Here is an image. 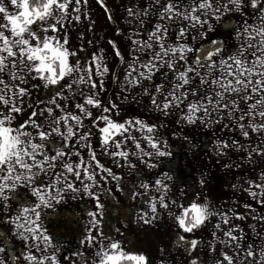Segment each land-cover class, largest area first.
<instances>
[{
  "label": "snow or ice",
  "instance_id": "snow-or-ice-1",
  "mask_svg": "<svg viewBox=\"0 0 264 264\" xmlns=\"http://www.w3.org/2000/svg\"><path fill=\"white\" fill-rule=\"evenodd\" d=\"M98 2L103 6V0ZM81 5L87 6V0H0V207L7 210L10 200L21 201L20 211L9 223L13 225L12 236L27 248L10 257L11 264H59L54 238L41 226L42 212L65 203L68 193L72 199L86 194L100 210L87 213L91 218L89 230L81 241L82 246L97 249L91 264H148L146 256L125 251L119 241L99 232L97 217L103 215L104 205L93 191L98 174H106L100 176L104 182L108 178L119 181L121 177L98 159L90 143L91 131L80 130L85 120H91L90 127L96 129L105 149L110 143L120 149L117 137L130 139L133 152L107 154L119 156L131 169L136 167L133 156L146 168L154 169L158 167L152 162L154 157L171 158L173 153L167 142L161 144L153 135L156 128L139 119L118 122L110 115L118 114L119 105L111 101L105 105L100 98L110 73L103 55L81 62L76 58L77 50L69 47L66 35L59 39L49 35L59 32L69 19L79 23L84 15ZM247 7L260 12V24L252 27L245 23L243 30L237 31L236 39L243 40L235 53L229 52L222 40H212L210 47L198 49L184 42L193 30L200 39L207 38V33L213 31L210 21H220L230 12L243 14ZM127 12L141 28L146 23L151 27L132 34L139 39L130 37L134 47L129 61L113 41L108 42L125 66L126 87L121 90L141 89L155 111L165 115L180 111V120L189 126L219 125L238 132L242 141L217 139L213 145L215 154L226 157L231 151L241 152L245 163L261 166L259 174L245 179L240 187L264 207V0H148L146 7L128 8ZM151 17H156L154 23ZM173 28L174 40L169 36ZM137 52L147 58L135 55ZM158 74L166 81L154 83ZM31 81H37L31 90L43 88L48 98L39 101L43 106L30 113L27 124L13 127L16 116L24 111L25 97L29 98V108L36 107L26 87ZM92 109H99V115L94 116ZM29 126L34 131H26ZM131 129L141 133L139 140L129 134ZM140 141L147 144L148 150ZM81 146L88 150L87 161L78 150ZM233 166L225 165L229 169ZM58 169L63 170V175ZM49 172L55 180L49 177L46 187L41 188L40 177ZM174 180L177 184L187 183L182 173L174 178L168 172L154 181V188L141 183L144 192L137 195H145L149 204L148 210L137 213L138 221L152 224L165 210L182 233L194 234L215 218L213 242L207 245L216 254L214 264H264V215H257L247 203L242 213L235 208L222 211L213 208L210 201L200 202L199 197L185 206L169 197L171 188L167 182ZM208 182V174L204 173L199 180L201 194ZM150 191L157 195L147 196ZM170 206L179 212H172ZM249 218L255 221L248 227L259 239L258 245L255 240L244 243L247 234L241 223ZM178 240L186 251L196 250L202 243L185 235H179ZM218 245L225 250L218 251ZM5 253L6 248L0 246V264H9ZM74 255L88 264L84 252L78 250ZM69 259L76 264L75 259ZM191 264L198 261L192 259Z\"/></svg>",
  "mask_w": 264,
  "mask_h": 264
},
{
  "label": "rangeland",
  "instance_id": "rangeland-1",
  "mask_svg": "<svg viewBox=\"0 0 264 264\" xmlns=\"http://www.w3.org/2000/svg\"><path fill=\"white\" fill-rule=\"evenodd\" d=\"M210 46L211 43L206 45V47ZM77 54L80 56L81 62L84 60L90 61L88 52ZM119 75V66L110 68L108 75L110 79ZM166 79V77L158 74V78L154 83H160L166 81ZM119 84L120 82L116 80L111 85L108 84V93L111 91H122L123 85L119 87ZM127 88L126 91H137V88ZM139 91L141 92V89ZM144 114V122L156 128V132L153 135L161 144L164 142L168 143L169 150L173 153V156L171 158L154 157L152 162L158 165L154 169L146 168L138 160V163L136 161L135 163L133 162L136 167L135 169L127 167L128 172L127 176L123 178L121 196L108 195L107 183L103 180L98 181L97 195L100 197V202L104 205L103 215L97 217L100 220L98 230L105 238L111 237L119 241L125 251L146 256L148 264H153V255H162V260L159 264H171L169 255H182L181 253L186 250L185 246L182 243L183 249H181L182 247L177 249L175 246V243L179 241V235H189V238L201 240L202 243L196 250L186 251L191 255H200L205 243L208 242L210 230H212L211 223L194 234H185L176 227L165 210H161V215L152 224L145 225L137 219V213L148 210L149 204V200L145 195H137V193L144 192L140 187L141 183H148L150 188H154V181L161 178L165 172H168L174 178L182 173L187 179V183L180 182L177 184L175 180L167 182L171 188L170 199H175L185 206H188L190 201H196L197 197H199L200 202L210 201L213 208L222 211L235 208L238 213H242L244 211L243 205L247 203L256 209L257 215H264V207L248 197L247 193L240 187L245 179L258 175L261 166L245 163L244 154L241 152L231 151L226 157H218L213 147L214 142L219 139L217 132H215V126L209 127L208 131H201L200 127L193 126L192 133L190 131L185 132L184 122L180 120L182 115L180 111H172L167 115L155 111L146 96ZM160 128H163L161 133L157 131ZM160 134L162 137H159ZM189 134H192L191 138ZM223 134L224 138L221 139H233L232 132L225 131ZM186 136L187 139H185ZM144 148L148 150L147 144ZM110 150H116L114 145L111 144ZM134 150V148H130L128 152H133ZM226 164H233L234 166L229 169L225 167ZM204 173L208 174L209 182L206 184L203 194L199 193L194 197V188L199 187V180ZM234 184L237 185L235 189L233 188ZM152 195H157V193L154 191L147 193V196ZM91 202L88 201L87 196L83 195L77 205H72L71 203L63 204L60 207V209H63L60 213L52 214L48 217L50 225V228L47 229L48 234L52 236V230L54 236L58 238L54 241V244L59 249L56 253L59 264H71L69 257L75 259L76 264H83V261L74 255L78 250L85 253V256L89 258L88 264H91L93 254L97 249L81 245V241L89 230L91 218L87 213L94 210V204ZM118 207V214L122 216V221L119 223L118 228L119 232H117V228L110 226L111 223L115 224L116 221L109 217L112 213L109 210H116ZM68 208L72 210H68ZM95 210L96 212L100 211L97 208ZM170 210L174 213L179 212V209L175 206H170ZM237 223L241 222L237 221ZM254 223L255 221L251 220V218L244 221L243 224L247 227V238L244 243H252L254 236L248 225ZM125 224H128V227H125ZM249 233H251L250 237L248 236ZM259 243V239L256 238V245ZM12 256L15 255H5L9 259V264H11L10 257ZM192 259L193 257H189V260L187 258L188 261L185 264H191ZM196 260L200 264L199 259ZM176 262L178 263L179 260L176 259ZM155 264H157V260H155Z\"/></svg>",
  "mask_w": 264,
  "mask_h": 264
},
{
  "label": "crops",
  "instance_id": "crops-1",
  "mask_svg": "<svg viewBox=\"0 0 264 264\" xmlns=\"http://www.w3.org/2000/svg\"><path fill=\"white\" fill-rule=\"evenodd\" d=\"M179 2V0H178ZM187 0H185V3ZM148 0H103V6H101V3L98 2V0H87V6L82 7V12L84 15L81 16V21L79 23H76L69 19L65 22V27L61 28L59 32L57 33H49V35L56 36L57 39L67 36L69 40V47L76 49L77 53L80 52H88L89 53V59L91 60V57L93 56H99L103 55L106 63L110 68H116L119 66L120 68V75L116 77H112L110 79L109 77L105 78V89L106 91L100 92V98L104 101L105 105L108 104L109 101L116 103L119 105V112L118 114L116 112L110 113V115L113 117V119L117 120L118 122H123L125 120H136L139 119L144 122V109H145V96L142 95V93L139 91V88H137V91H111L108 93V84L114 83V81L120 82L122 88L126 87L124 84L123 76L125 71V66H122L119 62V58L115 56V50L111 47V45L108 43L109 41H113L119 48V50L123 53L125 57V61H129L133 55V53L130 51L132 47H134L131 44V39H139V37L132 36V34L136 31L143 32L145 29H149L151 27V24L146 23L143 28H141L138 23L131 17H129L127 9L128 8H138L140 6H147ZM14 11V9H13ZM75 15V14H74ZM260 12L254 9H251L250 7L245 8L243 14L230 12L227 14H224L222 16V19L220 21L212 20L210 21L213 24V31L207 33V38L200 39L198 34L193 32H190L188 36L186 37L185 41L188 43L191 47L194 49H198L200 47H206V45L210 44L212 40H222L225 42V47L227 50L231 53H235L236 49L241 46V42L243 40V37L241 40H237V31H242L245 23L252 27H256L260 24L259 20ZM152 23L155 22L156 17L149 18ZM196 35V39L193 40L192 36ZM169 36L171 39H175L176 33L175 28L171 29L169 32ZM82 49V50H80ZM137 56H141L142 58H147L146 54L142 53H135ZM76 58H80V56L77 54ZM73 58V59H76ZM192 58V54L189 55V59ZM37 83V81H31L26 87H28L30 90L32 89V85ZM128 89V88H127ZM85 91H87V88H85ZM48 98V91L40 88L36 90H31L30 92V99L31 102L36 105V107L29 108V98H24V111L22 114H19L16 116L15 121L13 122V127L20 126L21 124H27L28 118L31 112L38 111L39 107H42L43 105H40L39 101L41 99L46 100ZM77 100L80 99L79 96L76 98ZM99 109H92L93 115H99ZM36 119L40 122H44V118L37 116ZM92 121L91 120H85L84 121V128L80 131H91V140L90 143L92 144L94 150L96 151L98 159L107 167L112 168V170L115 172V174L121 179L119 181L113 180L111 178H108L107 187H108V195L113 196H121L122 194V186H123V178L124 176H127L128 168L125 162L121 161L119 156H116L113 158L112 156L108 155L107 153L111 152H119V151H128L130 148H134V145L132 144V141L130 139L126 140L124 137H117V142L121 143L122 147L120 149H116L114 151L110 150L111 143L109 146L105 149L99 142V136L95 128H91ZM101 126H103V122H101ZM185 126V132L190 131L193 132V126H189L186 123H184ZM209 127H200L201 131H208ZM26 131H34L30 126L25 129ZM213 130V129H212ZM159 133L163 131V128L157 129ZM232 132V138L243 140L242 137L239 136V133L236 131L231 130L230 128H222L219 125L215 126V132H217L218 138H224V132ZM130 135L135 136L138 140L141 136V133L139 131H136L135 129H131L129 132ZM159 137H162L160 134ZM187 137V136H186ZM189 137H192V134H189ZM142 146L145 147L146 143L143 141H140ZM60 141L57 140V144L59 145ZM83 141L80 142L81 145H83ZM51 145L48 146V149L51 150ZM81 151V153L84 155L85 160L87 161V149L84 147H80L78 149ZM132 158V163L136 161L138 163L137 159ZM75 159V158H73ZM124 166H121V165ZM58 171L63 175V170L58 169ZM101 175L106 174H98V181L100 180ZM51 177L53 180H55V176L51 172L48 173L47 176L40 177L41 180H43V183H41L39 186L41 188H45L48 183V178ZM78 184V182H77ZM79 186V184H78ZM194 197H196L199 193H201L200 187H195ZM18 191H20L18 189ZM95 194L97 195V187L93 189ZM207 191V190H206ZM205 191V192H206ZM204 192V190H203ZM207 193V192H206ZM80 196H76L75 199H72V194L68 193L66 194V202L63 203L65 205L72 204L77 205L79 202ZM84 196H87L84 194ZM200 196V195H199ZM88 197V196H87ZM32 200L35 198L32 197ZM201 199V198H200ZM88 201L94 204V210L93 212H96L95 208V201L90 199L88 197ZM9 207L7 210H5L3 207H0V246H3L6 248V253L4 255H18L21 252H26L27 248L25 246V243L21 241L20 239L12 236V227L13 225L9 223L20 211L21 207V201L19 199H13L9 202ZM61 204V205H63ZM121 204V203H120ZM61 205H56L54 209H44L42 212V220H41V226L43 229H49L50 225L48 223V217L52 214H58L63 209ZM121 206V205H120ZM74 208V207H73ZM68 210H72L69 209ZM119 207L114 209H110V215L109 217L111 219H114L116 221L115 224L111 223L110 226L114 228H119V223H121L122 216L119 213ZM79 217V216H78ZM81 219V217H79ZM211 221V227L212 230H210V235L208 238V242L205 243L204 248L200 252V255H191L190 253L183 251L182 255H169L170 257V263L171 264H185L189 257H193V259H199L200 264H214V260L216 259V254L212 253L207 245L209 243H212V232L214 230L213 225L217 222V220ZM244 223V222H243ZM242 223V227L245 229V233L247 234V227ZM51 234L54 238V241H56L58 238L57 236H54V232L51 230ZM248 236H251V233L248 234ZM186 238H189V235H186ZM253 240H255L256 244V237L254 236ZM8 246V247H7ZM175 246L178 248L183 249V246L181 242H176ZM219 250H225L223 249L222 245H218V251ZM34 251V250H33ZM231 251V250H228ZM36 255H40V253H35ZM188 258V260H187ZM176 259L179 260V262H176ZM155 260H157V264L161 263L162 255H153V264H155ZM175 260V261H174Z\"/></svg>",
  "mask_w": 264,
  "mask_h": 264
}]
</instances>
